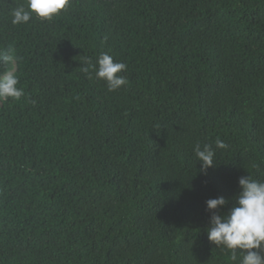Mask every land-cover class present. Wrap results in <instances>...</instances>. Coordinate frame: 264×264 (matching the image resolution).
<instances>
[{
  "label": "trees",
  "instance_id": "16d2710c",
  "mask_svg": "<svg viewBox=\"0 0 264 264\" xmlns=\"http://www.w3.org/2000/svg\"><path fill=\"white\" fill-rule=\"evenodd\" d=\"M20 6L0 0L24 90L0 100V264H240L206 201L226 215L240 177L264 181V0H71L13 24ZM101 53L127 84L95 76Z\"/></svg>",
  "mask_w": 264,
  "mask_h": 264
},
{
  "label": "clouds",
  "instance_id": "9594fccd",
  "mask_svg": "<svg viewBox=\"0 0 264 264\" xmlns=\"http://www.w3.org/2000/svg\"><path fill=\"white\" fill-rule=\"evenodd\" d=\"M70 3L71 0H28L27 10L23 6L13 10L12 23H27L32 13L50 20ZM15 59L14 51L11 49L0 52V68L6 69L0 72V100L8 98L18 100L24 95L23 88L17 87L18 77L8 69ZM97 65L98 67L93 66L95 76L107 82L109 91L127 84V79L123 75H118L126 70L125 63L114 62L111 55L101 53ZM84 71L88 72V69L85 68ZM216 144L218 147H224L219 139ZM194 151L205 174L208 168L216 165L215 152L209 145H204L202 149L197 144ZM238 184L240 191L236 196V204L226 215L220 212L227 203L224 196L206 201L207 210L211 212L207 229L208 239L216 246L231 250L233 261L237 259L236 250L239 249L243 253L240 264H264V181L246 175L239 178Z\"/></svg>",
  "mask_w": 264,
  "mask_h": 264
}]
</instances>
